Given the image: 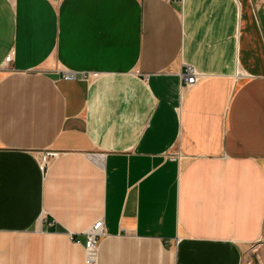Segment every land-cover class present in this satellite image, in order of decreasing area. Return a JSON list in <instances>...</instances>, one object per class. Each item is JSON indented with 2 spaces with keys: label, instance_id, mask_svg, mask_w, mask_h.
<instances>
[{
  "label": "crops",
  "instance_id": "0c3cea01",
  "mask_svg": "<svg viewBox=\"0 0 264 264\" xmlns=\"http://www.w3.org/2000/svg\"><path fill=\"white\" fill-rule=\"evenodd\" d=\"M245 257L264 264V0H0V264Z\"/></svg>",
  "mask_w": 264,
  "mask_h": 264
},
{
  "label": "built area",
  "instance_id": "2783aa9c",
  "mask_svg": "<svg viewBox=\"0 0 264 264\" xmlns=\"http://www.w3.org/2000/svg\"><path fill=\"white\" fill-rule=\"evenodd\" d=\"M200 75L194 70V68L190 65H187L186 74L184 75V84L182 87H189L192 84H194L198 79ZM65 79L72 78V75L66 74L64 75ZM56 151L52 150H46L41 151L38 153V161L41 166V168H46L49 164L50 160L53 157L57 156ZM104 235V223L102 219H98L95 221L86 231H85V241H84V250L86 253V261L92 262L94 260L96 251H97V240L98 237ZM77 242H80V240H77ZM247 259L244 258V261ZM243 261V262H244ZM251 262H247V264H250ZM243 264V263H242Z\"/></svg>",
  "mask_w": 264,
  "mask_h": 264
},
{
  "label": "rangeland",
  "instance_id": "374dc122",
  "mask_svg": "<svg viewBox=\"0 0 264 264\" xmlns=\"http://www.w3.org/2000/svg\"><path fill=\"white\" fill-rule=\"evenodd\" d=\"M245 258H246V257H245ZM248 260H249V262H251L250 259L247 258V259L243 262V264H247Z\"/></svg>",
  "mask_w": 264,
  "mask_h": 264
}]
</instances>
